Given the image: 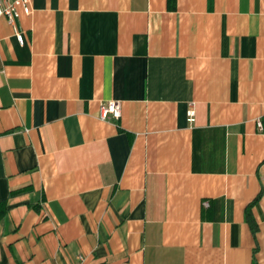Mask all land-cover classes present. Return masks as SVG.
Here are the masks:
<instances>
[{"label": "crops", "instance_id": "0c3cea01", "mask_svg": "<svg viewBox=\"0 0 264 264\" xmlns=\"http://www.w3.org/2000/svg\"><path fill=\"white\" fill-rule=\"evenodd\" d=\"M0 264H264V0L0 17Z\"/></svg>", "mask_w": 264, "mask_h": 264}, {"label": "built area", "instance_id": "2783aa9c", "mask_svg": "<svg viewBox=\"0 0 264 264\" xmlns=\"http://www.w3.org/2000/svg\"><path fill=\"white\" fill-rule=\"evenodd\" d=\"M31 1L32 0H0V17L3 16L9 23H14L15 19L21 13L28 15L31 12ZM16 35L18 41L22 43V34L17 33ZM120 114L121 107L118 101L109 100L100 104L98 115L101 119H118ZM187 120L189 122H193L194 120V108L192 104L189 105L187 109ZM205 204H207V202ZM77 259L81 262L83 260L82 255H77Z\"/></svg>", "mask_w": 264, "mask_h": 264}, {"label": "trees", "instance_id": "16d2710c", "mask_svg": "<svg viewBox=\"0 0 264 264\" xmlns=\"http://www.w3.org/2000/svg\"><path fill=\"white\" fill-rule=\"evenodd\" d=\"M250 219V218H249ZM253 227H254V225H253Z\"/></svg>", "mask_w": 264, "mask_h": 264}]
</instances>
